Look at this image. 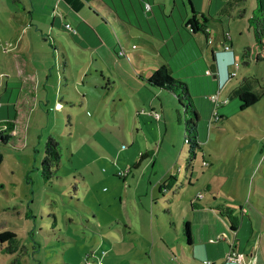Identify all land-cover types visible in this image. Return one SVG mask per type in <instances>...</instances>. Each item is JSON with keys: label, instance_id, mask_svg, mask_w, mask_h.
<instances>
[{"label": "rangeland", "instance_id": "374dc122", "mask_svg": "<svg viewBox=\"0 0 264 264\" xmlns=\"http://www.w3.org/2000/svg\"><path fill=\"white\" fill-rule=\"evenodd\" d=\"M209 1L192 0L207 20V39L186 24V0H148L152 10L143 15L140 0H93L91 10L85 0L43 3L22 36L11 22L0 23V120L16 118L8 132L14 144L0 143V232L16 234L21 264H205L193 261L197 246L184 241V224L198 240L216 216L211 208L189 209V200L205 197L197 201L203 208L213 199L237 209L246 198L264 205V96L243 110L228 98L247 76L264 86V52L249 24L256 1L234 6L229 16ZM76 10L95 27L92 38L71 36ZM185 33L203 53L191 63L196 45ZM223 34L238 67L228 66L236 77L217 91L205 64L229 44ZM131 44L137 50L129 51ZM152 59L184 77L199 117L198 148L184 142V121L192 117L176 97L139 79L157 68ZM49 137L60 162L45 180ZM164 182L169 189L160 192ZM7 243L0 244V264L19 255L3 252Z\"/></svg>", "mask_w": 264, "mask_h": 264}, {"label": "crops", "instance_id": "0c3cea01", "mask_svg": "<svg viewBox=\"0 0 264 264\" xmlns=\"http://www.w3.org/2000/svg\"><path fill=\"white\" fill-rule=\"evenodd\" d=\"M62 0H0V23L11 22L12 28H14V31L17 34L24 33L27 34V30L23 28V26L26 24L27 19H31L32 15L36 12V5H41L45 3V5L52 6L53 4L56 6L60 4ZM87 2L88 9L91 10L92 1L93 0H85ZM100 5L106 6L107 3L113 2L114 0H97ZM187 4L189 5L191 16H196L194 13V10L197 11L194 7V5H191L188 0ZM133 2V0H132ZM144 2H148V0H140L139 6H140V12L141 15H143V12H149L152 10L151 4H150V10H146L144 7ZM214 7V0L211 2V10L216 11V9L219 7L218 4ZM129 7L134 11V8H132V3H130ZM111 11L110 9H108ZM96 11V10H95ZM209 11V10H208ZM113 16L118 17V13L115 11H111ZM135 12V11H134ZM98 13V12H97ZM74 14H76L77 18L79 19V22L76 25V33L70 31L71 36L75 38V35L78 33V31L81 33L84 38L91 37L92 38V31L95 27H92V24L87 20V18H81V14L79 10L74 11ZM190 16V17H191ZM15 17H17L19 20H15ZM188 17V19L190 18ZM198 17V15L196 16ZM187 19V20H188ZM56 18L52 19L53 23H55ZM187 24V22H186ZM63 26V25H62ZM64 27V26H63ZM71 26L69 25V28ZM208 29V28H207ZM66 31H68L66 29ZM68 31V32H69ZM127 32V30H126ZM75 33V34H74ZM128 33V32H127ZM193 33V32H192ZM186 34V39H191L192 42L195 43L196 47H191V53L192 57L189 59V63L194 62L195 59H198L199 57H203V53L197 43L193 40L190 35ZM209 36V35H208ZM206 38V36H205ZM77 39V38H76ZM140 41V40H139ZM143 45V48H146L147 46L151 50H155L154 46L149 44L148 42H145L144 40L140 41ZM229 42V44H225L230 47V51H224V50H218L215 53H211V60L212 62L208 65L205 64V72L208 70L209 67H211L212 64H215L216 73L215 74H209V76H214L215 79V87L217 88V91L219 87L226 82L227 78V72L229 62L233 58L235 60L234 52L232 50V39L230 41L226 40L224 41ZM9 45V44H8ZM101 45V42L100 44ZM5 47V44L3 45ZM136 50L138 46L136 45ZM198 51H197V50ZM131 51V50H129ZM162 54V53H161ZM214 56L218 59V65L215 62ZM194 58V59H193ZM153 61L155 59H152ZM159 62H163L162 60H155ZM182 62L179 61V65ZM166 64V63H165ZM168 69L171 71L172 76L175 75V71L172 70L168 64H166ZM141 75V74H140ZM218 75V76H217ZM144 77V76H142ZM178 78H181L183 81L182 76H177ZM236 75L234 76V78ZM140 79V78H139ZM187 85V84H186ZM138 166V164H137ZM137 169V167H135ZM245 172V171H244ZM245 175V174H244ZM264 183V180H262ZM161 191L169 189V185H165V182L161 185ZM198 194H196L195 201L189 200L188 202V208L189 209H213L215 212V222L213 224L205 223L202 225L200 231L197 233L198 240H194V234L191 232V224H189V230L191 235V244H188V246L192 247L197 246L196 249L193 250V254L198 258H193V261H201L205 264H264V205H260L255 203V199H253L252 202H250L247 198L244 200V205L241 206L239 209L229 205V204H220L218 203V200L213 199L212 203L215 202V204L208 205L209 208H203L201 204H197L198 200H204L205 197L201 196L198 197ZM232 203L233 201L230 200ZM228 206L233 208V215L237 218V227L234 231L230 230L229 223L227 219L220 215L219 212L216 210L218 206ZM168 209V208H167ZM170 210V208H169ZM171 212V210H170ZM185 241V238H184ZM186 242V241H185ZM180 250L182 251V254L185 255V249L180 245ZM234 251L236 253H239L242 255V259L240 262H231L227 260V255ZM185 260V256H183ZM182 258V259H183ZM254 258V259H253Z\"/></svg>", "mask_w": 264, "mask_h": 264}, {"label": "trees", "instance_id": "16d2710c", "mask_svg": "<svg viewBox=\"0 0 264 264\" xmlns=\"http://www.w3.org/2000/svg\"><path fill=\"white\" fill-rule=\"evenodd\" d=\"M211 1L212 0L209 1V4L211 3ZM255 1L256 6L253 8L252 13L249 17V24L253 30L256 43L264 52V0ZM188 2L193 5L192 0H188ZM244 4L245 0H225L222 4H219V7L216 9L215 13L222 15L226 14L229 16V10H231L234 6H243ZM193 14H196V16L200 14L202 22L198 20V17L191 16L187 20V25L190 26L191 32H202L207 39L209 34L206 25L207 20L204 17V14L195 10ZM207 14L210 15V12L208 10ZM240 16L241 15L239 14L238 17ZM15 20L19 19L15 17ZM223 38L225 41L227 40V36L225 34H223ZM128 39L131 40L129 36ZM132 45L133 44L129 46V50H131ZM245 53L246 51L243 53V55H245ZM154 63H157V68L148 69L150 73L146 78L142 77V75H139L138 77L140 78V80H144L146 85L152 90L171 93L176 97L178 105L183 109L184 114H189V116L192 117L184 121V142L189 144L191 148H198L196 122L199 117L194 108L192 97L188 92L186 83L182 81L181 78L173 77L171 71L168 69L165 63L155 60ZM216 69L217 68L215 67V64H212L211 67L208 68L207 72L209 74H215ZM262 96H264V86L260 85V79L255 76H247L235 88L231 90L228 98H238L239 108L240 110H243L248 107H254V104ZM15 121L16 118L0 120V143L7 144L8 142H10L11 144H14V137H10L8 132L14 130ZM59 162L60 155L57 150V144L51 137H49L46 142L45 156L41 162L43 169V178L45 180H51L53 176L51 174L52 171L50 168L53 166L57 168ZM173 178V176L170 177V179ZM165 185L167 186L168 184L165 183ZM84 209H86V207H84ZM167 210L165 211L167 212ZM216 210L220 215H223L227 219L230 230L234 231L237 227V218L233 215V208L220 205ZM184 238L187 244H191V235L188 223L184 224ZM7 241V245L4 246L1 250L3 252H7L8 254H13L18 251L19 255L13 260L12 264H21L19 261V257L21 252H23V247L20 244L16 234L12 231L0 232V244L2 245Z\"/></svg>", "mask_w": 264, "mask_h": 264}, {"label": "built area", "instance_id": "2783aa9c", "mask_svg": "<svg viewBox=\"0 0 264 264\" xmlns=\"http://www.w3.org/2000/svg\"><path fill=\"white\" fill-rule=\"evenodd\" d=\"M224 47V51H230V47L227 46V45H223ZM135 48L134 45L131 46V49ZM119 56L121 57H127V53L126 51L120 47L119 48ZM229 65H233V66H236V68L238 67L236 61L232 58L231 61L229 62ZM208 73V72H207ZM236 75V72L235 71H232V72H227V78H226V81H229L231 78H233L234 76ZM216 97V94L214 95H211V98L215 99ZM198 197H201V195H198ZM242 259V255L239 254V253H236L234 251H231L228 255H227V260L228 261H231V262H240ZM254 259V258H253ZM98 264H102V263H98Z\"/></svg>", "mask_w": 264, "mask_h": 264}, {"label": "water", "instance_id": "95a60500", "mask_svg": "<svg viewBox=\"0 0 264 264\" xmlns=\"http://www.w3.org/2000/svg\"><path fill=\"white\" fill-rule=\"evenodd\" d=\"M214 58H215L214 60H215L216 64L218 65V59L215 56H214Z\"/></svg>", "mask_w": 264, "mask_h": 264}]
</instances>
